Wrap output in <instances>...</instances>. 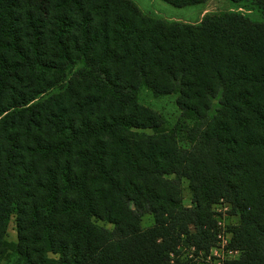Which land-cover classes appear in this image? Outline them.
I'll return each instance as SVG.
<instances>
[{"label":"trees","instance_id":"16d2710c","mask_svg":"<svg viewBox=\"0 0 264 264\" xmlns=\"http://www.w3.org/2000/svg\"><path fill=\"white\" fill-rule=\"evenodd\" d=\"M228 1L264 18V0ZM142 93L175 96L174 126L158 131ZM221 200L239 217L241 255L225 264H264V22H165L125 0H0V264H187L178 246L209 252Z\"/></svg>","mask_w":264,"mask_h":264},{"label":"rangeland","instance_id":"374dc122","mask_svg":"<svg viewBox=\"0 0 264 264\" xmlns=\"http://www.w3.org/2000/svg\"><path fill=\"white\" fill-rule=\"evenodd\" d=\"M134 5L139 13L145 17H152L161 19L165 22L197 24L208 15H222L227 12H238L247 17H250L253 21L264 22V18L256 10H246L243 8H237L236 5L231 4L228 0H207L203 4L189 5L182 8H175L161 0H125ZM140 96V103L144 106H148L150 109L160 114L164 120V124L158 129V131L168 130L177 122L179 115L178 108L175 103V96H163L158 99H153L148 93H142ZM212 110L217 105V101L212 104ZM145 133L152 134L153 130H145ZM182 148H187L188 143L184 140L181 144ZM172 178V177H171ZM181 203L184 208L192 209L195 207L192 199V192L189 187V181L186 178L181 179ZM212 212L216 221L215 225V243L209 252H203V250H197L195 246L184 245L182 242L178 246V256L180 257L178 262H184L187 264H217L218 259H222V264H225L227 260L234 261L240 255L241 252L238 249L232 247V230L239 224V217L234 216L231 212L230 206L223 200L212 206ZM96 225L109 229H112V225L103 222L98 219H92ZM151 216H145L141 222V227L148 228L153 224ZM190 233L193 232V226H189ZM16 229L14 219L11 218L8 222L6 239L9 242H16ZM183 241H184V237ZM182 241V239H181ZM235 250L232 255L228 256V250ZM211 252V255H210ZM226 260V261H224ZM221 264V263H220Z\"/></svg>","mask_w":264,"mask_h":264},{"label":"built area","instance_id":"2783aa9c","mask_svg":"<svg viewBox=\"0 0 264 264\" xmlns=\"http://www.w3.org/2000/svg\"><path fill=\"white\" fill-rule=\"evenodd\" d=\"M234 252H236V251L230 249V250H228L227 255L230 256V255H232ZM229 254H230V255H229ZM210 255H211V252H210ZM217 261H218L217 264H220V263L222 264V262H221L222 259H218ZM224 261H226V260H224Z\"/></svg>","mask_w":264,"mask_h":264}]
</instances>
